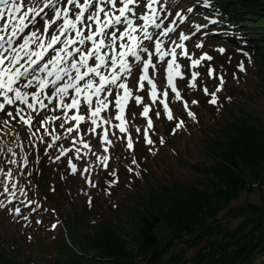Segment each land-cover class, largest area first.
I'll list each match as a JSON object with an SVG mask.
<instances>
[{
    "label": "rangeland",
    "instance_id": "1",
    "mask_svg": "<svg viewBox=\"0 0 264 264\" xmlns=\"http://www.w3.org/2000/svg\"><path fill=\"white\" fill-rule=\"evenodd\" d=\"M61 2L66 3V0ZM168 2L162 0L164 5ZM176 2L178 0H171L170 10L166 8L167 11L160 15L170 17L174 26L180 27L175 23L179 18L174 13L181 10ZM205 26V18L197 17L185 25L184 31H180L187 33L189 39L184 49H177L180 53L176 58L179 69H168L163 61L159 63L154 60L147 71L140 63L137 72L122 76L120 83L125 84L130 94L125 95L124 91L122 95L118 89L121 100L119 109L109 94L108 108L101 111L95 125L91 122L90 113L85 115L79 108L68 109L66 117L60 109L49 108L41 116L44 109L37 106L35 110H30L25 106L21 115L29 120L27 124L0 114V168H10L14 172L12 179H4V185L17 186L10 191L0 188L2 253L7 257L12 255L11 259L17 264H51L48 254L54 253L59 241L67 239L68 223L64 224L63 216L77 214L79 225L73 234L77 242L72 248L79 252V256L80 252L89 250L85 239L100 233L96 228L104 221L105 226L122 230L126 235V249L133 258L137 257L134 264H141L132 237L137 228L138 213L149 211L147 207L153 196L161 188L200 185L193 167L213 163L204 143L221 139L227 126L225 124L231 117L245 118L264 129V94L259 80L261 70L254 66L246 68L234 57L233 49L227 44L206 39ZM172 35L179 43V36ZM160 39L164 42V38ZM195 45L203 47L201 49ZM169 47H175V44L170 43ZM184 52H187V56ZM205 54L213 59H201ZM168 58L172 59L171 56ZM192 60H200V64L193 65ZM240 65L245 66L244 71L240 70ZM193 72L197 73L195 79L192 78ZM141 75L147 78L140 80ZM149 79L152 84H148ZM173 87L179 93V98L176 92H172ZM205 88H208V93H205ZM216 88L220 89L216 93V104H211V93ZM164 93L169 95L165 96ZM137 96L140 97L139 104L135 102ZM194 100L196 103H192ZM160 101L167 104V112ZM6 107L12 111L11 106ZM145 107L149 109L147 113L144 112ZM189 112L192 116L188 115ZM106 114L107 123L104 122ZM53 115H57L58 120L51 119ZM74 115H83L85 119L73 121L71 116ZM116 116H120V119L117 120ZM6 119L8 123H5ZM60 121H66L65 128L58 127ZM149 121L152 122L151 127ZM177 123H183V126L177 128ZM68 124L72 125L75 135L67 131ZM117 125L125 131L121 133ZM54 137L59 139L54 140ZM45 140L55 143L57 147L45 149ZM147 140L152 143L148 144ZM84 144H88V148ZM60 148L65 149L63 155ZM10 160L19 161V164L9 163ZM17 167L20 169L18 172ZM2 177L3 173L0 172ZM28 190L35 197L44 198L49 205L48 209L57 221L54 233L47 235V228L37 229L33 221H26L23 225L21 220L28 216L24 208L30 204L24 203L19 209L14 200L23 196L29 198ZM259 195L257 190L241 194L229 209L255 204ZM15 209L20 211L16 212ZM237 224V221H232L230 228H235ZM194 253L195 248L174 242L162 259L165 262L179 254L187 260ZM87 254L93 257L96 252ZM71 261L70 257L68 261L58 263L51 260L55 264H71Z\"/></svg>",
    "mask_w": 264,
    "mask_h": 264
},
{
    "label": "snow or ice",
    "instance_id": "2",
    "mask_svg": "<svg viewBox=\"0 0 264 264\" xmlns=\"http://www.w3.org/2000/svg\"><path fill=\"white\" fill-rule=\"evenodd\" d=\"M166 11L162 0H66L63 4L61 0H0V110H3L0 114L27 124L29 120L21 115L25 106L30 110L37 106L44 109L41 116L49 108L60 109L66 117L68 109L79 108L85 115L90 113L92 124H97L101 111L108 108L109 94L115 99L117 109L121 107L118 89H125V95L130 94L120 81L123 73L133 72L131 65L134 61L139 62L137 69L142 63L145 71L157 58L166 63L168 69H179L176 58L180 53L177 49L185 46L177 43L170 34L174 33L184 41L188 37L164 23L165 19L172 22L170 17L159 15ZM187 11L191 13L193 10L189 7ZM174 14L180 15L179 12ZM162 24V31L149 32V26L161 29ZM161 36H169L175 47L170 48L160 39ZM195 47L202 49L203 46ZM184 55L187 56V52ZM169 56L172 59L166 60ZM201 59L211 61L213 57L205 54ZM192 64L199 65L200 60H192ZM240 70L244 71L245 66L240 65ZM196 75L193 72L192 78L195 79ZM146 78L144 75L139 77L140 80ZM148 84H152L150 79ZM204 91L208 93L209 90L205 88ZM219 91L216 88L211 93L209 103L216 104ZM172 92H176L175 87ZM176 96L179 98L178 92ZM135 102L140 103L139 96L135 97ZM160 103L164 104V101ZM6 105L11 106L12 111H8ZM167 110L168 106L164 104V111ZM148 111L145 107L144 112ZM188 115L192 116V113ZM107 116L105 123L109 122ZM50 118L58 120L57 115ZM168 118L172 119L171 116ZM71 119L79 122L85 116L74 115ZM116 119L119 120L120 116ZM5 123H8L7 119ZM65 126L66 121L59 122L60 129ZM149 126H152L151 121ZM176 127L181 124L177 123ZM67 131L75 135L71 124L67 125ZM119 131L123 133L125 129L119 127ZM43 143L45 149L57 147L46 140ZM147 143L152 141L147 140ZM84 147L88 148V144ZM64 152L65 149L60 148V154ZM9 163L19 164V161L10 160ZM19 170L17 167L16 171ZM0 172L3 173L0 188L10 191L17 187L15 184L4 185V179L14 176L10 168H0Z\"/></svg>",
    "mask_w": 264,
    "mask_h": 264
},
{
    "label": "trees",
    "instance_id": "3",
    "mask_svg": "<svg viewBox=\"0 0 264 264\" xmlns=\"http://www.w3.org/2000/svg\"><path fill=\"white\" fill-rule=\"evenodd\" d=\"M211 1L217 3L210 12L213 31L243 51L240 61L261 70L264 94V0ZM225 125L221 139L204 143L213 163L193 167L200 185L161 188L150 201L149 211L138 213L132 238L141 264H264V129L238 117ZM254 189L260 192L257 203L229 209L241 194ZM63 217L68 223L67 239L58 242L54 255L48 254L51 264L69 257L71 264H134L137 257L126 249V235L104 221L96 228L100 233L85 239L89 250L79 256L72 248L79 217ZM232 221L238 222L233 229ZM174 242L195 248V253L187 260L178 254L164 262ZM1 248L0 264H17ZM91 251L96 252L93 257L87 254Z\"/></svg>",
    "mask_w": 264,
    "mask_h": 264
}]
</instances>
